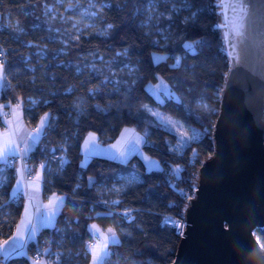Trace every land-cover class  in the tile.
<instances>
[{
  "label": "trees",
  "instance_id": "1",
  "mask_svg": "<svg viewBox=\"0 0 264 264\" xmlns=\"http://www.w3.org/2000/svg\"><path fill=\"white\" fill-rule=\"evenodd\" d=\"M56 1L0 0V44L6 50V86L0 100L8 104L22 100L29 125H35L42 113L51 114V123L28 161L35 168L39 161L45 166L41 168L43 198L53 191L65 195L53 226L41 228L36 239L28 241L27 254L0 259V264H31V259L41 256L53 264H89L90 223L114 229L119 240L108 246L102 264H170L179 235L161 218L165 214L182 217L196 169L210 154V127L225 72L226 56L215 27L219 20L215 0H186L187 8L180 0H93L98 23L105 30H84L72 37H57L54 31L67 23L60 12L64 4L55 17L45 14L47 5L54 6ZM150 5L166 13L157 24L168 33L166 37L146 24ZM173 7L179 11L173 12ZM21 9H27L28 15ZM65 13L78 15L69 9ZM108 24L113 28L108 29ZM185 44L193 48L185 49ZM154 54L166 59L156 60ZM107 61L111 64L105 68ZM124 64L130 69L120 67ZM159 77L175 96L158 101L147 90V83ZM146 105L159 108L198 134L179 153L171 150L175 133ZM123 126L144 134L146 143L141 149L157 158L160 170L147 169L137 153L124 163L92 156L85 166L80 165V146L87 132H95L107 144ZM176 166L179 173L173 172ZM132 173L134 181L124 183L120 190L112 187ZM14 180L15 162L0 164V246L12 234L22 209V197L10 194ZM115 199L119 203H113ZM121 210H129L132 219L128 221ZM108 212L112 214L105 215ZM254 235L264 250V229L255 228Z\"/></svg>",
  "mask_w": 264,
  "mask_h": 264
},
{
  "label": "water",
  "instance_id": "2",
  "mask_svg": "<svg viewBox=\"0 0 264 264\" xmlns=\"http://www.w3.org/2000/svg\"><path fill=\"white\" fill-rule=\"evenodd\" d=\"M214 6L225 72L170 264H264V0Z\"/></svg>",
  "mask_w": 264,
  "mask_h": 264
},
{
  "label": "crops",
  "instance_id": "3",
  "mask_svg": "<svg viewBox=\"0 0 264 264\" xmlns=\"http://www.w3.org/2000/svg\"><path fill=\"white\" fill-rule=\"evenodd\" d=\"M1 89L2 88H0V91ZM18 102H22V100L17 99L11 102V104H8L5 101L0 100V105L15 106ZM11 111H12L11 107L0 108V112H8L10 114L7 118L0 117V147L3 146L5 139L10 137L17 141V143L19 144V147L23 148L24 147L23 142L19 139L20 135L25 134L26 132H34V130L40 124L41 117L44 116V114L48 112L42 113L35 125H29L23 114L24 112H23V102H22L21 108L16 110L17 117H18V125H17V123L15 122L14 118L11 115ZM7 120H14V122L13 124L9 125L7 123ZM133 131L134 129L132 127L123 126L118 136L112 142L107 143V144L101 143L98 138V135L95 132H92V131L87 132L85 136L83 137V140L80 146V151H81L80 165L85 166V164L88 162V160L92 156H102V157H107L110 159H116L119 162H123L122 157L119 155V153L122 152L121 144L123 140H125V138H127L128 136L131 137L134 135ZM13 132H15L16 134L12 135ZM90 134L92 135L90 136ZM86 142H89V143H86ZM35 145H32L31 150L26 153H23L22 155L15 154V155L9 156V157L12 156L15 160V180L12 184L10 194L12 197H17V196L22 197L23 204H22V209H21L19 219L13 229L12 234L7 238V240H10L11 237L15 236L18 227L22 226L21 222L25 218V208L26 207L29 209V215L31 216L33 221L37 224V233H38L39 230L43 227L53 226L56 216L58 212L60 211L64 203V200H65V195L62 193H58L56 191L49 193L46 198H43L42 196V189H43L42 169L41 167L35 168L28 161L29 153L33 150ZM21 174L24 177L25 183L22 185L23 192L17 193V192H14V190L17 188V180L20 179ZM29 180L32 181L31 187L27 186V181ZM24 193H27V194H24ZM56 197H62L63 199L61 201H56L55 200ZM50 200L54 201V203L50 204L49 203ZM53 210L55 211V215L52 217L51 221L49 222L48 220L45 219V217L50 211H53ZM92 225H97V224L90 223L88 226L89 230ZM97 228L98 230L93 229L92 231H90L92 234V241L90 245L102 244L103 243L102 233L107 234V229H109V227L103 229L98 225H97ZM37 233H36V236H37ZM36 236H35V239H36ZM107 252H108V249H107ZM89 253H90V262H91L93 261L94 257H93V253L90 250H89ZM24 254H27V247L24 250ZM36 259H39L40 261H42L43 264H53L47 258L42 257V256L31 259V264H33V261Z\"/></svg>",
  "mask_w": 264,
  "mask_h": 264
},
{
  "label": "snow or ice",
  "instance_id": "4",
  "mask_svg": "<svg viewBox=\"0 0 264 264\" xmlns=\"http://www.w3.org/2000/svg\"><path fill=\"white\" fill-rule=\"evenodd\" d=\"M181 6L182 7H189L190 5L186 2V0H180ZM110 7V5H108ZM151 7V5H150ZM24 15H28V10L27 9H21L20 10ZM173 12H178L179 9L176 7L172 8ZM93 16L96 15L95 12L92 13ZM193 16H195V13H192ZM108 29H112L113 25L108 24L107 25ZM22 31V30H21ZM198 43V42H196ZM185 49H192L193 45L192 44H185L184 45ZM2 55V53H0ZM119 55V54H118ZM160 59H166V57H161ZM180 58H177V64H179ZM80 69H77L79 71ZM6 86V76L4 75V65L0 63V88H3ZM154 87H159V85L154 86ZM21 103L18 102L15 106L11 105H0V108H5V107H11V115L14 118L15 122L18 125V117H17V109L21 108ZM37 102L36 101H30L31 105H35ZM44 103H47L44 101ZM147 108V106H144ZM28 111H31V108L28 109ZM10 114L8 112H0V117L7 118ZM153 115H156L153 113ZM14 120H7V123L9 125L13 124ZM52 120L51 114L50 113H45L44 116L41 117L40 119V124L39 126L34 130V132H26L25 134L20 135L19 139L23 142L24 147L21 148L19 147V144L15 139L12 138H7L5 139L3 146L0 147V164H7L8 163V157L10 155H15V154H23L31 150L32 145L38 144L39 143V138L40 136L45 132L46 128L50 125ZM165 124L171 126V127H176V123L173 120H165ZM16 133L13 132L12 135H15ZM92 134H90L91 136ZM194 137H189L187 132H184L181 137V141L177 146V151L182 148L188 140L193 139ZM135 142V144L139 145L141 143H146L143 137L140 136H134L132 138ZM89 143V142H86ZM115 147V146H113ZM56 149H53V152H55ZM119 155L123 157L125 155V152H120ZM145 160L147 162V167L149 170H160V163L155 160H151L147 157H145ZM45 166L41 165V168L43 169ZM180 168L179 166H176V168L173 169L174 173H179ZM135 179V178H134ZM91 180V178H90ZM25 183L24 177L21 174L20 179L17 180V188L14 190V192L20 193L23 192V187L22 185ZM27 186L31 187L32 186V181H27ZM27 194V193H24ZM63 198L62 197H56V201H61ZM50 204L54 203V201L50 200ZM107 203V202H105ZM114 203H119V201H115ZM111 212L106 213L105 215H111ZM55 215V211H50L45 219L48 220L49 222L51 221L52 217ZM126 215V213H125ZM170 219V218H169ZM22 226L18 227L16 235L11 237L10 240L4 241V244L0 246V259H3L5 261L11 260L13 257H19L24 255V250L27 247L28 241L31 239H35L36 233H37V224L33 221L31 216L29 215V209L26 207L25 208V218L21 222ZM93 229H97V225H92L90 227V231ZM95 235V233H94ZM103 243L98 244V245H90L89 250L93 253V261L92 264H102V261L106 257L107 249L110 243H119V240L117 238V234L114 229L109 228L107 229V234H103ZM264 247V246H262ZM47 251V250H45ZM39 256V252L37 253ZM33 264H43L42 261L39 259H36L33 261Z\"/></svg>",
  "mask_w": 264,
  "mask_h": 264
},
{
  "label": "rangeland",
  "instance_id": "5",
  "mask_svg": "<svg viewBox=\"0 0 264 264\" xmlns=\"http://www.w3.org/2000/svg\"><path fill=\"white\" fill-rule=\"evenodd\" d=\"M61 4L65 5V7H64L65 10L69 9L71 11H76L78 13V15H69V14L65 13V10L60 11L59 6ZM97 8H98V6L94 3L93 0L92 1L89 0V2L86 5H83V4L76 2V1L73 2L72 0H65V1L57 0L56 5H54V6L47 5V7L45 8V14L49 19H51V18L56 16L58 11H60L62 14V17H63L62 20L64 22H67L68 24L66 23V25L62 28V30H59V28H55L54 31L58 33L57 37H61V36L72 37L74 35L81 33L84 30H92V31H96L98 33H102L105 30V27H101L100 24L98 23V19H97L98 15L96 12ZM146 10H147V15H146L147 21H145L146 24L152 26L153 30L159 31V33H161L162 37H166L168 35V33H165L164 29L160 28L159 25H157L159 22V20H158L159 16H161L162 14H166V13H164L162 10H157L156 7L151 8L150 6H148L146 8ZM93 12L96 13L95 16L92 15ZM6 22L8 24H11L8 19H6ZM59 35H61V36H59ZM163 56L164 55H161V54H154V58L156 60L160 59ZM107 62H109V63H105V65H104L105 68H108L111 64L110 63L111 61H107ZM120 67H127L128 69H130V67L127 64H124L123 66H120ZM157 85H159L158 88L154 87ZM146 88L158 101H162L165 97L170 96V95L175 96L173 94V92L170 90V86L168 85V83L165 80H163L161 77H159L158 80L154 83H150V82L147 83ZM196 104L198 106L203 107L206 110L209 109V106L204 102H200V103L197 102ZM146 106H147V109L149 110L150 113L156 114L154 116L160 123H162L163 125H165L167 128H169L171 131H173L175 133L176 141H175V143L170 145L171 150L176 151L178 153L181 151V149L183 147L180 148L178 151L176 149H177L178 144L181 141V137H182V134L184 132H187L189 137H195L198 134V131L196 129L192 128L191 126H189L187 124H184L183 122H181L180 120H178L176 118L171 117L169 114L163 112L159 108L153 107L150 105H146ZM169 119L173 120L176 123V127L173 128V127L164 123L165 120H169ZM133 133H134L133 136H131V137L128 136L127 138H125V140H123V142L121 144L122 145V147H121L122 152H125V155L122 157L123 162L128 161V159L133 154H136L139 152L138 154L141 155V157L144 161V164H145L146 168L148 169L145 157H147L151 160H155V161H158V160L154 156L147 155L142 151L141 147H142L143 143L137 145V144H135L134 140L132 139L134 136H140V137H143L145 140L144 134L140 131H133ZM134 178L136 179V176L132 173V174L124 177L123 181H121L117 184H114L112 187L115 188L116 190H120L121 186L124 183L129 182V181H134L135 180ZM89 264H92V261Z\"/></svg>",
  "mask_w": 264,
  "mask_h": 264
},
{
  "label": "built area",
  "instance_id": "6",
  "mask_svg": "<svg viewBox=\"0 0 264 264\" xmlns=\"http://www.w3.org/2000/svg\"><path fill=\"white\" fill-rule=\"evenodd\" d=\"M0 53H2V55H0V63H2L4 65V63L6 61V50L4 49V47L1 44H0ZM57 157L61 158V160H64L63 154H59V155H57ZM14 162H15V160L12 156L8 158L9 164H13ZM41 165H43V163L41 161L37 162V167H41ZM193 188H194V186H193ZM115 201H118V199H115L112 202L114 203ZM120 213H122L128 221L132 219V215H131L129 210H121ZM125 213H126V215H125ZM161 222L163 224H166V225L170 226L171 228H173L174 232L178 235L180 234L182 227H183V218L179 217L177 215L165 214L162 216ZM87 250H89V246L87 247Z\"/></svg>",
  "mask_w": 264,
  "mask_h": 264
}]
</instances>
